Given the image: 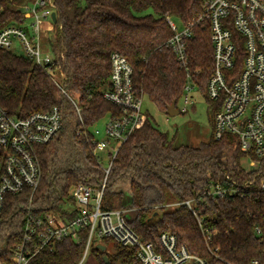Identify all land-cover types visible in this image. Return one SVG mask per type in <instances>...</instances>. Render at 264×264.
Here are the masks:
<instances>
[{
  "label": "trees",
  "instance_id": "trees-1",
  "mask_svg": "<svg viewBox=\"0 0 264 264\" xmlns=\"http://www.w3.org/2000/svg\"><path fill=\"white\" fill-rule=\"evenodd\" d=\"M33 0H1L0 29L24 17L21 6ZM57 22L52 48L56 54V73L63 75L62 86L82 108L85 131L80 127L74 106L55 83L47 68L12 51L0 50V105L12 115L28 116L63 110V126L50 143L39 149L43 180L35 197L37 213L53 211L64 199L72 200L70 190L79 181L97 184L103 179L94 154L90 127L119 108L103 97L109 86L111 54L124 55L134 69V82L160 111L179 102L187 82L167 41L173 32L169 20L194 23L189 40L194 78L212 114L222 103L213 102L206 84L212 72L210 24L198 22L205 13V0H53ZM84 131V130H83ZM248 154L236 135H225L193 146L177 144L161 130L147 112L142 124L118 147L103 208L122 209L125 193L130 195L131 226L147 240L165 230L178 236L181 244L200 256H214L247 264L264 260V157L257 169L242 165ZM256 158V156H253ZM91 178V179H90ZM126 182V192L114 186ZM241 187V193L224 198L209 194L211 184ZM195 200L204 227L216 231L207 241L196 216L185 205L168 204ZM28 197L7 195L0 216V263L11 264L12 239L22 232ZM127 206V207H128ZM61 209V208H59ZM60 211H63L62 209ZM159 215L157 220L154 216ZM81 242L71 237L57 241L53 249H42L28 264H79L83 258L88 229L80 230ZM105 244L112 243L110 239ZM113 252L96 245L97 264H140L133 248L112 243ZM108 257V262L104 257Z\"/></svg>",
  "mask_w": 264,
  "mask_h": 264
},
{
  "label": "built area",
  "instance_id": "built-area-1",
  "mask_svg": "<svg viewBox=\"0 0 264 264\" xmlns=\"http://www.w3.org/2000/svg\"><path fill=\"white\" fill-rule=\"evenodd\" d=\"M21 11L23 18L0 29V50L12 51L47 68L74 106L80 125L77 135L87 134L82 108L62 86L63 75L55 72L56 54L53 50L44 49V41L53 38L54 1L33 0L22 5ZM3 12L0 0V16ZM200 21L210 24L212 43V72L206 91L213 102L222 103L213 117L212 134L217 139L236 135L241 149L257 169L264 157V0H205V13ZM169 23L173 34L166 45L173 51L179 68L187 75L181 97V111L186 112L192 103L193 93L201 92L194 78L201 71H193L189 51L195 24L185 25L173 20ZM111 62L109 86L103 97L120 110L117 115L106 116L108 121L102 138H99V129L90 127L94 154L103 171V179L97 184L79 181L70 190L73 201L64 199L53 211L37 213L39 208L34 202L43 180L39 149L53 141L61 131L63 110L56 106L50 111L20 117L10 114L0 105V216L7 195L28 197L22 232L12 239L10 263L28 264L39 251L53 249L55 243L63 238L71 237L79 243L80 230L87 228L86 254L95 239L98 240L97 246L103 244L109 251L104 240L110 239L112 243L133 248L140 264H239L217 254L205 257L194 254L170 230L160 232L156 241L147 240L130 224L128 214L132 209L103 208L108 176L118 147L131 137L147 114L145 96L135 86L131 63L119 52L111 54ZM101 151H108V165L99 156ZM260 185L264 189V180ZM240 193L241 187L238 186L224 187L213 183L209 189V194L219 199ZM179 205L187 206L196 216L205 239L209 241L216 231L204 227V219L195 200L186 199L166 207ZM82 261L83 258L79 264ZM247 264H264V260L255 258Z\"/></svg>",
  "mask_w": 264,
  "mask_h": 264
},
{
  "label": "rangeland",
  "instance_id": "rangeland-1",
  "mask_svg": "<svg viewBox=\"0 0 264 264\" xmlns=\"http://www.w3.org/2000/svg\"><path fill=\"white\" fill-rule=\"evenodd\" d=\"M44 49L46 51H52V42L44 41ZM21 50L19 51V53ZM22 53V52H21ZM144 108L150 115L155 119L156 124L161 128L162 131L167 132L170 137H175L177 144H188L193 146H200L203 142L210 139L212 135V114L209 111V104L206 101L205 96L199 91H195L192 97V103L188 107V111L182 112V99L177 103V109L179 114L171 116L159 110V108L147 97H144ZM107 117L99 120L95 123L91 129H99L101 131L99 138L104 135L105 124L107 123ZM108 151L99 152V156L104 160L105 164L108 165ZM242 165L247 170H252L255 167L251 165L249 157H244ZM128 184L126 182L118 183L114 186L115 191L126 192ZM126 209H131L128 205H125ZM128 206V207H127ZM132 217V213L128 214V218ZM159 215L154 216V220H157ZM98 240L95 239L86 254H84L82 264H97V260L93 254V248L97 245ZM107 247L109 252H113L112 243H108Z\"/></svg>",
  "mask_w": 264,
  "mask_h": 264
},
{
  "label": "water",
  "instance_id": "water-1",
  "mask_svg": "<svg viewBox=\"0 0 264 264\" xmlns=\"http://www.w3.org/2000/svg\"><path fill=\"white\" fill-rule=\"evenodd\" d=\"M52 19L53 21L56 23L57 22V14L56 12H54L52 14ZM167 114L171 115V116H175L177 114H179V111L176 107V102H173L170 106H168L167 108ZM131 202V197L130 195H128L127 193H125L124 199H123V203L124 205H128ZM98 248H100L102 251H106V246L103 244H99ZM104 259L106 260V262H108V257L105 256ZM5 264V263H4Z\"/></svg>",
  "mask_w": 264,
  "mask_h": 264
}]
</instances>
